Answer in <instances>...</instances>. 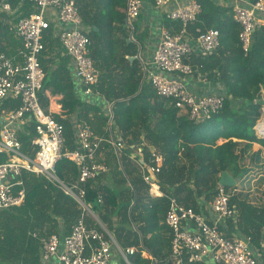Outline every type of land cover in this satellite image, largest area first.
Returning a JSON list of instances; mask_svg holds the SVG:
<instances>
[{
  "label": "trees",
  "instance_id": "16d2710c",
  "mask_svg": "<svg viewBox=\"0 0 264 264\" xmlns=\"http://www.w3.org/2000/svg\"><path fill=\"white\" fill-rule=\"evenodd\" d=\"M144 1L155 7L154 0ZM195 1L202 12L188 26L189 34L197 38V29L203 32L216 29L220 33L216 51L192 57V62L201 66L200 75L213 85L223 86V109L210 120L194 122L181 114L172 100L157 95L152 82L145 77L140 60H130L138 54L139 46L133 41L128 43L131 31L126 25L128 0L78 2L83 29L91 41L89 53L100 76L98 94L91 97L80 94L78 83L66 65L48 73L44 81L50 84L61 81L66 101L95 114L97 121L88 119L85 125L94 131L99 129L107 138L111 135L109 109H112V133H118L126 143L121 165L113 147L104 143L97 157L102 149L110 154L111 172L86 182L81 188L86 192L85 205L99 216L122 250L135 249L134 255H127L130 264H175L171 253L172 233L165 224L170 199L204 214L206 204H211L216 195L222 172L230 167L236 176H248V161L261 160L254 158V144L264 148V139L258 138L254 131L262 109L257 101L264 89V25L255 30L250 50L245 54L232 7L217 0ZM26 3L33 9L31 0ZM143 22L142 14L134 22V39L141 50V37L148 34ZM162 27L176 34L181 31L182 23L164 14ZM54 29L52 25L43 34L45 51L55 43L61 45ZM63 60L68 63L67 59ZM41 97L40 94V100ZM18 105L19 101L7 100L3 108L14 109ZM58 121L65 127V150L74 151L78 146L73 127L69 122ZM34 137L32 122L20 132L22 152L31 157L38 151L32 145ZM220 139L226 142L218 145ZM138 149L137 160L145 165L144 171L130 158ZM152 149L164 157L154 178L164 193L162 197L151 195L144 178L151 177L148 168ZM4 161L5 157L0 156V163ZM56 169L57 177L66 186L75 183L77 171L72 162L62 159ZM22 180L26 190L24 203L0 211V264H42L40 241L32 234L47 238L57 235L63 241L87 213L60 185L28 172L23 173ZM248 198L233 195L231 206L237 217L227 224L238 235L251 237L264 260V202L259 205ZM184 264L203 263L186 260Z\"/></svg>",
  "mask_w": 264,
  "mask_h": 264
},
{
  "label": "built area",
  "instance_id": "2783aa9c",
  "mask_svg": "<svg viewBox=\"0 0 264 264\" xmlns=\"http://www.w3.org/2000/svg\"><path fill=\"white\" fill-rule=\"evenodd\" d=\"M79 1L31 0L35 11L21 17L15 26V34L22 43L18 56L11 57L0 48V156L5 157V161L0 163V211L24 203L26 190L22 175L28 172L60 185L87 212L88 207L83 201L86 192L81 186L110 172L106 163L97 160L104 143L113 147L121 163L120 157L124 155L126 144L112 133L111 107L110 137L100 138L90 126L80 124L75 132L78 147L74 151H67L64 125L48 114L40 101L46 78L41 62L45 51L42 37L52 24L60 28L58 35L61 45L71 58L75 76L83 87V96L98 94L100 76L89 53L91 41L83 29ZM154 1L155 8L163 10L168 19L180 21L182 29L173 34L161 28L152 63H147L141 56L140 44L134 39V22L142 14L145 1L128 0L126 24L131 30V39L139 46L135 59L142 63L145 77L152 82L159 97L172 100L175 108L191 121L210 120L223 109L224 92L196 96L189 90L184 78L200 74L201 66L194 64L192 57L216 51L220 46V33L216 29L206 32L197 29V38L189 39L188 26L202 12L200 4L195 0L185 4L181 0ZM217 1L232 7L233 19L240 26L239 39L247 54L255 30L262 26L258 15H264V0ZM3 9L10 11L11 7L5 4ZM7 100L19 101L18 107L3 108ZM32 122L35 124L32 145L38 150L35 157L22 152L20 141V132ZM254 131L258 138L264 139V106ZM130 158L145 170V165L140 164L135 155H130ZM62 159L72 162L77 171L75 183L71 187L57 177L56 166ZM149 162V168L155 175L160 172L164 157L153 149ZM144 178L150 183V176ZM234 190L218 186L209 205L211 219L203 213L181 206L176 199H170L165 224L172 233L171 253L175 264H184L186 260L203 264H259L260 250L254 246L251 237L238 234L226 237L220 228L228 220L237 217L236 210L231 206ZM104 233L88 228L83 215L63 241L57 235L47 238L34 234V237L40 241L42 264H110L113 244L130 264L126 257L134 255L135 249L129 248L124 252L112 234Z\"/></svg>",
  "mask_w": 264,
  "mask_h": 264
},
{
  "label": "crops",
  "instance_id": "0c3cea01",
  "mask_svg": "<svg viewBox=\"0 0 264 264\" xmlns=\"http://www.w3.org/2000/svg\"><path fill=\"white\" fill-rule=\"evenodd\" d=\"M25 1L26 0H0V25H1L0 48L2 49V51H4L6 54H8L11 57H17L18 52L22 47L21 41L17 38L16 34H14L15 26L18 20L21 17L26 16L24 14L27 11H31L32 13L35 11L33 10L34 5H32L33 9H31V7H29L27 3L25 4ZM188 1L190 0H181V3L185 4ZM5 4L10 5L11 7L10 11H6L3 9V6ZM24 4H25V7H24ZM164 14L165 13L163 10H159L155 8L154 6H150L148 3L145 2L142 15H143V21H144L143 23H144V26L148 30V34L142 35L141 37L142 42H143V49L141 50V56L144 61L150 64L152 63L155 50L158 46L160 30L161 28H163L162 19H163ZM258 16L261 21V24L264 25V15L260 14ZM54 27H55L54 36L56 38L57 37L59 38V35H58L59 31L57 30L56 26ZM189 39H195V38H193L192 35H189ZM195 56L197 57L199 55L196 54L193 57ZM64 58L68 60L67 64L63 60ZM42 61H43L42 63L43 67L46 71V76L48 75V73L55 71L58 68V66L66 65L67 69L70 70L71 72L72 78L76 80V82L78 83V92L80 94L82 92L83 94V87L75 76L74 66L71 61V58L65 54L63 47L59 43L53 44L51 48L47 49L43 53ZM184 80L186 81V84L189 90L196 96H206L208 94H216V93H220L224 91L223 86H220V85L217 86V85L211 84L210 82L207 81L206 78H204L200 74H196L195 76H192V77H185ZM40 94L42 95L40 101H41V104L44 110L48 114H51L54 117H56L57 119H61L66 122H69V124H71V126L74 129V133L76 132V127L80 124H85V122H87L88 119L93 120V122L97 121L95 120V114L93 112L87 113L85 108L75 106L73 102L66 101L65 90H64V87L61 81H57L56 84L44 83L43 89L40 92ZM80 121H83V123H79ZM94 133L100 138L108 139L107 137L102 136V132L99 129L97 131H94ZM115 137L118 138L120 141H122L124 144H126L121 139L118 133H116ZM224 142H226V140L220 139L217 144L221 145ZM139 151H134L132 155H135L137 157L139 154ZM253 153H255L254 158L259 157L261 160L260 162H257L256 159L255 161H252V160L248 161L247 167L250 169V173L248 176H245V177L242 176V179L239 182L238 186L235 188L233 195H236V194L241 195L242 199L250 197L248 198L249 200L251 199L253 203L260 205L262 202L260 203V201H258L257 199L254 201L255 198L253 197V193L255 194V196H257V189H259L261 185H264V148L260 144H254ZM116 159H117V156H116ZM97 160L101 163H106L109 166L110 172H111V164H110L111 161H110L109 153H107L104 149H102L101 153L97 157ZM119 164L121 165V163ZM75 178H76V175H75ZM149 186H150V193L153 197L164 196V193L160 190L159 185L155 183L154 180L150 181ZM202 200L203 199H197V202L200 203ZM206 205H207L206 207L207 209L204 212V215L208 217L209 219H211L212 215L209 209L210 204H206ZM85 222H86L87 227L90 229H96V230H99L100 232L103 231L105 233L107 232L110 233L107 226L100 220L99 216L96 213H94L90 208H88V211L85 215ZM220 228L228 236H237L236 235L237 233L233 232L231 227H228L227 223L222 224ZM34 234H37V233H34ZM34 234H32L33 237H34ZM117 245L119 246L118 243ZM119 248L122 250L120 246ZM112 253H113L112 261L110 264H124L126 259L119 252L116 244H113ZM259 255H260L259 264H264L263 257L261 256L262 252H260ZM125 263L128 264L127 261Z\"/></svg>",
  "mask_w": 264,
  "mask_h": 264
},
{
  "label": "water",
  "instance_id": "95a60500",
  "mask_svg": "<svg viewBox=\"0 0 264 264\" xmlns=\"http://www.w3.org/2000/svg\"><path fill=\"white\" fill-rule=\"evenodd\" d=\"M131 35L128 39V43L133 41L131 39ZM134 59H135V57L130 58L131 61ZM257 104L261 105L262 107L264 106V89L262 90V98L257 101ZM148 170H149L150 175H151V181H153L155 178V175L151 172L150 168H148ZM241 179H242V175L235 176V174L232 172L231 168L229 167L225 171L222 172L220 180H219V186H224L227 188H236L238 186L239 182L241 181Z\"/></svg>",
  "mask_w": 264,
  "mask_h": 264
},
{
  "label": "rangeland",
  "instance_id": "374dc122",
  "mask_svg": "<svg viewBox=\"0 0 264 264\" xmlns=\"http://www.w3.org/2000/svg\"><path fill=\"white\" fill-rule=\"evenodd\" d=\"M126 11V10H125ZM53 20V18H52ZM54 26H56L55 24H53ZM57 30L60 31L59 26H56ZM233 189V188H230ZM261 196V197H260ZM253 197L255 198L254 201L257 199L258 201L264 202V185H261L259 189H257V196H255V194L253 193ZM257 201V202H258ZM41 260V257H40ZM125 260V259H124ZM126 262V261H125Z\"/></svg>",
  "mask_w": 264,
  "mask_h": 264
}]
</instances>
